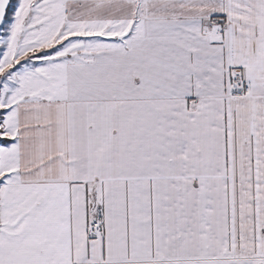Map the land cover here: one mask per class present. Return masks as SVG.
Listing matches in <instances>:
<instances>
[{
    "label": "snow or ice",
    "instance_id": "obj_1",
    "mask_svg": "<svg viewBox=\"0 0 264 264\" xmlns=\"http://www.w3.org/2000/svg\"><path fill=\"white\" fill-rule=\"evenodd\" d=\"M0 264H264V0H0Z\"/></svg>",
    "mask_w": 264,
    "mask_h": 264
}]
</instances>
